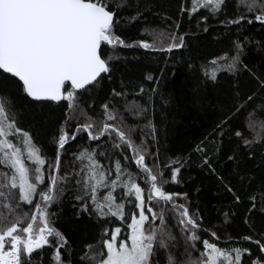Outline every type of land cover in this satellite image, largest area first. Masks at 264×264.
<instances>
[{"label": "snow or ice", "instance_id": "obj_1", "mask_svg": "<svg viewBox=\"0 0 264 264\" xmlns=\"http://www.w3.org/2000/svg\"><path fill=\"white\" fill-rule=\"evenodd\" d=\"M131 6L0 0V264H264V73L244 62L250 45L264 52V37L249 31L252 25L264 31V0L181 4V13L204 9L198 20L211 16L234 32L210 60L186 51L178 19L167 28L142 26L151 39L123 38L121 20ZM121 49L171 55L159 75H144L147 90L141 84L130 93L122 81L111 87ZM178 65L190 106L218 113L192 146L197 166L242 209L223 212L218 226H205L188 192L173 189L184 183L181 170L191 159L169 157L163 143L179 107L164 82L177 76ZM20 101L25 109L63 113L50 136L52 157L22 126ZM255 172L258 187L245 195ZM66 199L74 201L67 227L95 221L98 240L73 248L56 226ZM237 221L246 232L234 237Z\"/></svg>", "mask_w": 264, "mask_h": 264}, {"label": "trees", "instance_id": "obj_2", "mask_svg": "<svg viewBox=\"0 0 264 264\" xmlns=\"http://www.w3.org/2000/svg\"><path fill=\"white\" fill-rule=\"evenodd\" d=\"M181 4L190 7V0H131L132 6L124 9L121 20L123 38L128 40L151 39L142 31V26L147 25L158 29L167 28L173 21L178 19L179 31L186 34L185 40L189 43L186 50L188 53L198 59L208 57L210 60L213 54H220L222 50H226L227 37L233 36L235 38L234 32H228L224 25L218 23L211 16L207 21L198 20V17L205 13L204 9H200L191 17L187 13H181ZM136 12L143 13L141 18L135 22L128 21V15ZM167 17H171V20H168ZM204 27H207V32L203 31ZM249 31L256 40L264 37V31L260 30L259 25L249 26ZM120 51L121 60L117 61L118 70L115 83L111 84V87L119 89L122 81L130 93L135 92L141 84L147 90L151 82L144 81V75L148 73L159 75V69L165 66V56L171 55L161 52H145L143 49H121ZM244 62L249 65L253 72L257 74L264 73V52L258 47L249 46ZM177 68V76L164 82L167 84L168 90L176 93L179 107L174 110L176 120L167 126V135L164 137L163 143L169 157L190 156L191 159H189L185 168L181 170L185 176L184 183L173 185V189L188 192L192 204L199 207L200 213L204 217L205 226L209 224L218 226L223 218V212L232 208L239 213L242 209L238 208L235 202L229 198L230 194L226 192L223 184L217 182L214 176L197 166L199 153L192 151L193 144L203 139L205 128L211 124L218 113L211 108L199 110L190 106V85L184 82L183 71L179 68V65ZM165 71H167V68H165ZM105 83L108 84L107 81ZM220 98L224 99L223 96ZM18 107L23 109L21 112L22 126L31 131L34 140L42 147L48 157H52L53 145L50 142V136L58 126L57 122L63 119V113L56 112L50 115L48 111L25 109L22 101L18 102ZM72 143L74 145L73 150H76V142L73 141ZM205 143L209 142L205 141ZM163 150L161 151L163 152ZM214 166L218 167V171L227 172V164L222 163L220 160H217ZM255 175L258 179L246 185L245 195L258 187L259 172H255ZM232 182L235 183V180ZM65 196L70 197V194L65 193ZM71 203H74V201L70 199L63 202V212L61 213L63 218L56 221V226L66 233L69 241L73 243V248L76 249L84 240L95 242L93 237L98 240L101 232L99 226L95 225V221L82 222L74 229L68 228L66 220L72 211ZM245 232V227L237 221L231 235L236 237ZM124 234L125 229L122 227L121 236ZM241 243L243 242L239 239L235 241L237 245Z\"/></svg>", "mask_w": 264, "mask_h": 264}]
</instances>
